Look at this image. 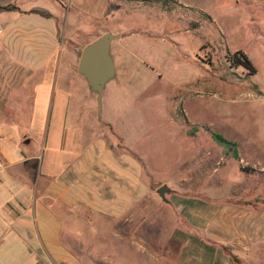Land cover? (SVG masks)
Segmentation results:
<instances>
[{"label": "rangeland", "instance_id": "rangeland-1", "mask_svg": "<svg viewBox=\"0 0 264 264\" xmlns=\"http://www.w3.org/2000/svg\"><path fill=\"white\" fill-rule=\"evenodd\" d=\"M252 1H215L207 15L174 0H0V36L19 17L26 34L56 35L58 86L49 95L50 113L57 114L66 93L84 118L111 122L113 138L122 137L139 154L151 181L141 205L147 234L135 236L131 246L121 234H108L122 222L87 216L92 224H82L90 228L83 242L94 248L88 260L264 264V237L258 243L249 238L255 209L263 210L256 220L264 222V0ZM34 7L49 10V17L38 15L51 23L35 26ZM105 32L121 38L112 43L117 74L99 114L78 65L83 48ZM238 49L253 61L254 74L229 60ZM213 131L238 143L239 159L224 154ZM163 185L171 189L167 200L158 193ZM188 226L205 234L184 245L176 230Z\"/></svg>", "mask_w": 264, "mask_h": 264}, {"label": "crops", "instance_id": "crops-1", "mask_svg": "<svg viewBox=\"0 0 264 264\" xmlns=\"http://www.w3.org/2000/svg\"><path fill=\"white\" fill-rule=\"evenodd\" d=\"M174 1L210 15L208 6L220 0ZM45 21L32 14L35 26ZM25 22L17 18L0 36V264H97L88 260L93 245L83 242L92 224L87 216L122 222L108 234L136 246L133 238L147 234L141 205L151 181L139 154L122 137L113 138L111 122L84 118L64 92L57 114L50 113L49 95L58 86L56 35L26 34ZM255 210L249 238L258 243L264 222L256 214L263 210ZM176 234L177 242L190 245L205 232L188 226Z\"/></svg>", "mask_w": 264, "mask_h": 264}, {"label": "water", "instance_id": "water-1", "mask_svg": "<svg viewBox=\"0 0 264 264\" xmlns=\"http://www.w3.org/2000/svg\"><path fill=\"white\" fill-rule=\"evenodd\" d=\"M119 38L121 34L105 32L88 43L81 53L78 73L85 77L90 89L96 94L99 114L102 112L106 85L117 74L112 43ZM170 190V187L163 185L158 188V193L164 200H167L166 192Z\"/></svg>", "mask_w": 264, "mask_h": 264}, {"label": "trees", "instance_id": "trees-1", "mask_svg": "<svg viewBox=\"0 0 264 264\" xmlns=\"http://www.w3.org/2000/svg\"><path fill=\"white\" fill-rule=\"evenodd\" d=\"M8 8H11V6H9ZM31 11L35 13H40L48 17L51 15V12L45 8L34 7L31 9ZM229 60L235 66H244L246 69L249 70L250 74H254L257 71L249 55L241 49L230 53ZM212 138L223 148V152L226 156L239 159V145L236 141L230 140L221 133L215 131L212 132ZM245 169L255 171V169L251 167H246ZM232 264H236V262H233Z\"/></svg>", "mask_w": 264, "mask_h": 264}]
</instances>
